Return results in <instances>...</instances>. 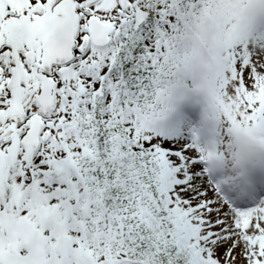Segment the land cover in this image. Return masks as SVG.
I'll list each match as a JSON object with an SVG mask.
<instances>
[{
    "label": "snow or ice",
    "instance_id": "snow-or-ice-1",
    "mask_svg": "<svg viewBox=\"0 0 264 264\" xmlns=\"http://www.w3.org/2000/svg\"><path fill=\"white\" fill-rule=\"evenodd\" d=\"M0 264H264V0H0Z\"/></svg>",
    "mask_w": 264,
    "mask_h": 264
},
{
    "label": "rangeland",
    "instance_id": "rangeland-1",
    "mask_svg": "<svg viewBox=\"0 0 264 264\" xmlns=\"http://www.w3.org/2000/svg\"><path fill=\"white\" fill-rule=\"evenodd\" d=\"M193 63L195 64V65H197V67L199 68L200 67V58H198L197 60H194L193 61Z\"/></svg>",
    "mask_w": 264,
    "mask_h": 264
},
{
    "label": "trees",
    "instance_id": "trees-1",
    "mask_svg": "<svg viewBox=\"0 0 264 264\" xmlns=\"http://www.w3.org/2000/svg\"><path fill=\"white\" fill-rule=\"evenodd\" d=\"M196 58H197V57H196ZM196 58H195V59H196ZM195 59H194V60H195Z\"/></svg>",
    "mask_w": 264,
    "mask_h": 264
}]
</instances>
